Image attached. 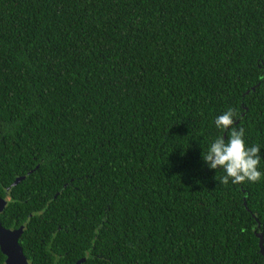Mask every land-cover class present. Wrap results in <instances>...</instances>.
I'll return each instance as SVG.
<instances>
[{"label":"trees","instance_id":"obj_1","mask_svg":"<svg viewBox=\"0 0 264 264\" xmlns=\"http://www.w3.org/2000/svg\"><path fill=\"white\" fill-rule=\"evenodd\" d=\"M0 197L29 264H263L264 0H0Z\"/></svg>","mask_w":264,"mask_h":264},{"label":"clouds","instance_id":"obj_2","mask_svg":"<svg viewBox=\"0 0 264 264\" xmlns=\"http://www.w3.org/2000/svg\"><path fill=\"white\" fill-rule=\"evenodd\" d=\"M238 113L233 108L215 118V126L221 135L209 145L207 152L202 153V159L210 169H221L224 175L220 178L222 184L256 183L262 173L258 170L260 164V146H247L244 128L233 127ZM223 133H227V138Z\"/></svg>","mask_w":264,"mask_h":264},{"label":"water","instance_id":"obj_3","mask_svg":"<svg viewBox=\"0 0 264 264\" xmlns=\"http://www.w3.org/2000/svg\"><path fill=\"white\" fill-rule=\"evenodd\" d=\"M18 181L19 178H16L12 185H15ZM5 204L6 200L0 197V212L3 210ZM22 230V226L17 229L5 228L0 222V251L5 256L4 264H29L18 242ZM255 234L258 238L259 252L264 259L263 236L261 233ZM82 260L77 261L75 264H80Z\"/></svg>","mask_w":264,"mask_h":264}]
</instances>
